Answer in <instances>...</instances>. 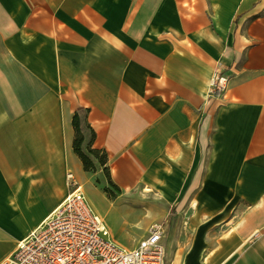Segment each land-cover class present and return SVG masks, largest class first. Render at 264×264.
<instances>
[{
    "label": "crops",
    "instance_id": "crops-1",
    "mask_svg": "<svg viewBox=\"0 0 264 264\" xmlns=\"http://www.w3.org/2000/svg\"><path fill=\"white\" fill-rule=\"evenodd\" d=\"M78 107L117 198L176 210L177 264H264V0H0V261L69 173L107 186L73 152Z\"/></svg>",
    "mask_w": 264,
    "mask_h": 264
},
{
    "label": "built area",
    "instance_id": "built-area-1",
    "mask_svg": "<svg viewBox=\"0 0 264 264\" xmlns=\"http://www.w3.org/2000/svg\"><path fill=\"white\" fill-rule=\"evenodd\" d=\"M227 76L216 71L213 90L226 87ZM71 191L0 264H165L164 227L153 221L133 247L108 237L101 218L87 206L81 186L71 176Z\"/></svg>",
    "mask_w": 264,
    "mask_h": 264
},
{
    "label": "rangeland",
    "instance_id": "rangeland-1",
    "mask_svg": "<svg viewBox=\"0 0 264 264\" xmlns=\"http://www.w3.org/2000/svg\"><path fill=\"white\" fill-rule=\"evenodd\" d=\"M85 137L87 140V131H85ZM97 169H101V167H97ZM82 191L91 212L99 216L106 226L109 239L121 246L131 247L135 245L137 239H133V235L141 234L144 236L151 222L160 221L163 224L165 235L163 238L166 250L165 264H177L173 254L179 246L175 244L173 238L174 234H179L178 237H182V235L180 234L181 231L177 229L181 225L172 221L177 215L174 208L166 207L153 193L145 195L143 204H140L141 202H138L136 198L125 196L108 198L99 185V181L96 182L95 180L94 184L82 186ZM146 218H148L147 224L145 223ZM136 221L142 227L132 225ZM182 228L184 229V227Z\"/></svg>",
    "mask_w": 264,
    "mask_h": 264
},
{
    "label": "trees",
    "instance_id": "trees-1",
    "mask_svg": "<svg viewBox=\"0 0 264 264\" xmlns=\"http://www.w3.org/2000/svg\"><path fill=\"white\" fill-rule=\"evenodd\" d=\"M87 113L88 108L78 107L71 116V125L73 128L72 149L81 161L84 171L95 172L97 167H101L107 181V186L103 187V192L108 198L113 199L121 191L110 177L105 150L93 145L95 132L88 123ZM85 131L88 132L87 140ZM95 181L98 182V179H95Z\"/></svg>",
    "mask_w": 264,
    "mask_h": 264
}]
</instances>
